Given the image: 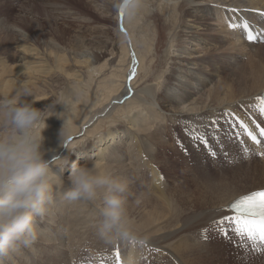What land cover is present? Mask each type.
Here are the masks:
<instances>
[{
	"label": "bare ground",
	"instance_id": "1",
	"mask_svg": "<svg viewBox=\"0 0 264 264\" xmlns=\"http://www.w3.org/2000/svg\"><path fill=\"white\" fill-rule=\"evenodd\" d=\"M118 1L111 0L101 12L110 16L112 4ZM146 1L149 7L140 3L131 16L126 9L123 30L119 33L116 28L115 37L107 36L111 60L103 64H99L103 51L84 48L82 36L75 46H69V38L58 35L62 32L59 28L54 27L55 33L47 39L37 40L38 23L20 18L11 26L0 21V28L14 32L17 39L9 52L1 48L9 37L0 36V96L12 97L27 86L32 95L24 99L42 110L55 97H75L71 111L63 114V139L60 133L65 121L56 115L47 119L43 132L44 147L49 150L46 158L51 159L53 169L54 200L44 221H37L38 241L32 248L0 257V264H53L55 260L57 264H75L85 254H81L84 247L87 253L97 247V257L107 258L117 246L122 260L131 264H152L154 257L162 258L163 264H239L243 258L264 264V254L245 251L235 237L227 241L210 231L205 240L202 235L213 219L230 214L220 209L239 196L264 189V158H242L240 140L250 148L255 146L238 121L225 116L226 111L234 113L252 130L264 122V117L250 108L264 92V70L251 73L252 68L243 67L236 78L223 75V68L241 60L246 48H256L250 51L251 58L263 47L249 43L241 29L228 25L247 19L261 26L264 0ZM118 16L120 22V13ZM31 27L34 34L28 30ZM219 50L227 52L220 54ZM105 66L109 70L103 73ZM133 68L136 75L129 80ZM151 82L156 85L151 87ZM53 111L63 112L65 106L56 104ZM221 118L237 126L225 130L226 137L218 143V172L196 169L191 155L199 148L190 142V147L182 150L191 158L186 166L189 175L184 181L182 177L177 180L178 173L173 171L178 165L166 161L165 156L173 147L179 153L183 140L178 134L188 136L184 131L187 126L205 131L213 119ZM166 131L174 139L169 145ZM69 157L81 166L97 165L100 171L127 183L123 194L127 214L140 236L159 252L146 253L125 241L108 243L101 238L96 225L102 195L95 203L62 199L70 188L71 169L67 174L57 170L59 162ZM233 159L236 162L230 163ZM151 194L157 197L153 206L148 205Z\"/></svg>",
	"mask_w": 264,
	"mask_h": 264
},
{
	"label": "clouds",
	"instance_id": "2",
	"mask_svg": "<svg viewBox=\"0 0 264 264\" xmlns=\"http://www.w3.org/2000/svg\"><path fill=\"white\" fill-rule=\"evenodd\" d=\"M138 8L137 0H131L127 7L129 15ZM31 95L32 90L24 86L12 97L0 96V257L32 248L38 241L37 221H44L54 200L53 169L51 159L46 158L49 150L44 147L43 132L48 127L47 119L56 115L65 121L60 133L63 139V114L71 111L75 98L55 97L42 110L26 102L24 98ZM56 104H63L65 111L54 112ZM70 163V188L62 199L95 203L102 195L96 225L100 237L108 243L141 239L127 214L123 195L127 183L100 171L97 165L73 163L70 157L59 162L58 173H64Z\"/></svg>",
	"mask_w": 264,
	"mask_h": 264
},
{
	"label": "rangeland",
	"instance_id": "3",
	"mask_svg": "<svg viewBox=\"0 0 264 264\" xmlns=\"http://www.w3.org/2000/svg\"><path fill=\"white\" fill-rule=\"evenodd\" d=\"M111 0H0V21H5L7 24H10L11 26L15 23L18 19V22L20 21V18H26L27 21L31 22L33 21L37 26L40 27V30L37 32L36 39L39 40L43 37H46L47 39L49 36L54 34L55 28L61 29L62 31L59 36L64 35L65 39H68V45L69 46H75V41L79 37H83L85 40V47L89 48L91 50L96 49L98 51H103V60L99 62V64H103L104 60H111V55L108 51H106V43L105 39L107 36L115 37V30L116 28L118 32L120 33V22L118 19V9L115 7L117 4H112V11L111 15H106L105 13H102L103 6L107 5L108 2ZM115 3V0H113ZM120 1V0H119ZM118 1V4H119ZM58 3V4H56ZM144 3L147 4L146 6L149 7V4L146 0H138V4ZM162 4H165V1L162 2ZM213 4L209 5L212 6ZM55 6V7H54ZM31 7V8H30ZM59 10H58V8ZM23 8H27L26 10ZM57 8V9H56ZM32 9V10H31ZM56 9V10H55ZM178 9V8H176ZM179 10V9H178ZM176 15V14H175ZM7 19V20H5ZM131 19V17H130ZM10 22V23H9ZM212 22H215V20H212ZM216 23V22H215ZM42 24V26H41ZM206 26V25H205ZM55 27V28H54ZM53 28V29H52ZM207 28V26H206ZM30 32L33 33V28L28 29ZM52 33H51V32ZM203 31H206L204 29ZM13 33V34H12ZM63 33V34H62ZM212 33H214L212 31ZM219 33V32H218ZM34 34V33H33ZM7 36L9 37V40L7 43L1 48L8 49L9 52H12L13 50V43L17 41L16 35L14 32H8L7 29L2 30L0 28V36ZM45 35V36H44ZM219 35H221L219 33ZM166 35L162 38L164 39ZM78 43V42H77ZM67 45V46H68ZM11 47V48H10ZM260 48V47H259ZM108 49V48H107ZM249 49V50H248ZM256 48L248 47L243 51V55H241V60H237V63H231L228 64L227 67H224L223 70H225L223 75H230L232 77H235L242 73L243 67H247L248 71L252 68V71L249 72H255L259 69L264 70V45L263 47L257 52L254 53V57H251V52ZM12 50V51H11ZM174 50V48H173ZM203 51V50H202ZM251 51V52H250ZM227 52V50H219L220 54H223ZM218 53V54H219ZM246 53V54H245ZM161 56V55H160ZM154 60L157 61V58L154 57ZM160 61V59H159ZM12 63V61H10ZM157 68V67H156ZM107 70V71H106ZM109 66H105L104 72H108ZM156 85V82H151L150 86L154 87ZM251 108V107H250ZM161 110H165L164 108ZM258 118V122H261L260 118ZM222 119V118H221ZM216 120L219 123V128L215 129L212 125L209 126V128H206V130H201L209 139V145L217 152V155L215 158L211 157L208 154L207 147L199 144L198 142H194L189 136H186L185 134H181V132L178 134L179 139L183 140V144L181 149L179 150V153L175 150L176 147H173V152L166 154V161L173 163V165L177 164L178 167L175 168L173 171L175 174L178 173V179H181L184 181L189 175V172H187L186 166L189 161H191V158L188 154H185L184 147H190V142L193 143V148H199L193 151V162L196 165V169L200 170L199 172L205 171V172H218L217 163L220 158V146L219 142L223 140L225 135V130L229 129L230 132V126L231 124H227L224 119L222 120ZM214 120V119H213ZM233 123V122H232ZM264 122H261L263 124ZM111 125V124H110ZM197 126V125H196ZM167 130H170L169 127H167ZM213 133L219 136V142L213 139ZM169 134V135H167ZM166 135L168 136V145L173 142V136L170 135V131H166ZM229 136V133H228ZM197 145V146H196ZM199 146V147H198ZM201 148V149H200ZM202 150V151H201ZM188 156V157H187ZM200 156V157H198ZM219 157V158H218ZM198 158V159H197ZM204 158V159H202ZM77 161L76 159L72 162L74 163ZM204 161V162H203ZM223 161V160H221ZM219 161V162H221ZM178 162V163H177ZM217 162V163H216ZM205 164V165H204ZM71 163L69 164V168L65 171V174L69 172L71 169L70 167ZM207 165V166H206ZM200 166V167H199ZM209 166V167H208ZM185 168V169H184ZM201 168V169H200ZM230 169V168H229ZM185 174V175H184ZM180 175V177H179ZM185 176V177H184ZM251 181V182H255ZM142 184L146 185L147 183L144 181H140ZM174 183H172V186ZM190 185H192L190 183ZM188 186V185H186ZM191 187V186H190ZM144 188V187H143ZM142 189V188H141ZM143 191V189H142ZM191 195H194V191L190 190ZM153 199H157V197L154 194L150 195V201L148 202L149 206H153ZM234 238V237H233ZM228 243V242H227ZM97 247L95 251L89 250V253H87V247H84L81 251V254H84L80 257V259L75 264H100V257L99 252L97 251ZM114 251H111L107 253L109 256L113 254ZM122 252V251H121ZM122 255V253H121ZM92 256H94L92 258ZM98 259H97V258ZM93 260H91V259ZM231 258V256H230ZM85 259V261H84ZM160 259V260H159ZM164 259V258H163ZM55 260V259H52ZM83 260V261H82ZM90 260V262H89ZM154 260V261H153ZM96 261V262H95ZM157 261V262H156ZM162 258L156 259L155 257L152 258V264H163ZM79 262V263H78ZM86 262V263H85ZM161 262V263H160ZM53 264H57L56 260L52 261ZM169 262L165 261V264H168ZM172 263V262H170ZM169 263V264H170ZM239 264H252L253 260L251 258H243L242 262H239ZM36 264V263H33ZM46 264V263H43ZM105 264H110V261L105 258ZM148 264H151V262H148Z\"/></svg>",
	"mask_w": 264,
	"mask_h": 264
},
{
	"label": "snow or ice",
	"instance_id": "4",
	"mask_svg": "<svg viewBox=\"0 0 264 264\" xmlns=\"http://www.w3.org/2000/svg\"><path fill=\"white\" fill-rule=\"evenodd\" d=\"M131 3V0H123L122 3L115 5L120 13L121 29L123 30V16L125 11ZM214 7H221L220 5H214ZM230 11H236L230 9ZM258 11V10H253ZM264 15V13H262ZM229 28L241 29L244 37L247 41L252 43H264V27H257L251 24L247 19H242L240 23L230 22ZM133 63L136 64L135 53H133ZM136 75L135 68L129 76L131 80ZM257 103L252 104L251 108L255 109L261 117H264V96H258L255 98ZM226 117H234L238 121L239 126L243 129L244 134L251 140L254 148H250L244 144L243 140H240L241 145V156L244 160L250 159L253 155L260 158H264V127L260 124H256L258 131H253L249 124L244 120L235 116L234 113L225 112ZM228 122L232 128H236V123H232L229 119ZM255 124V120H253ZM211 125L218 129L219 123L216 120L211 121ZM185 133L194 141L198 142L207 147L208 154L215 158L217 152L209 145L208 137L195 126H187L184 128ZM241 134L236 133L239 137ZM213 139L219 142V136L213 133ZM70 141V138H69ZM68 141L65 142L64 146L67 147ZM222 148V145H221ZM227 155V154H225ZM230 163H235L236 160H230ZM220 211H226L230 214L220 216L219 218L213 219L209 226L202 229V235L205 240L208 239V233L215 232L227 241H232L233 237L241 242V247L245 251H251L254 253L264 254V190L253 191L245 195L237 197L232 203L227 205L226 208L220 209ZM128 243V242H127ZM133 248H140L143 252H159L160 250L149 246L147 238L136 239L133 238L130 243ZM142 258H146L143 256ZM110 264H131L130 261L122 260L121 250L119 246L116 247L114 253L107 257ZM100 264H105V257H100Z\"/></svg>",
	"mask_w": 264,
	"mask_h": 264
}]
</instances>
